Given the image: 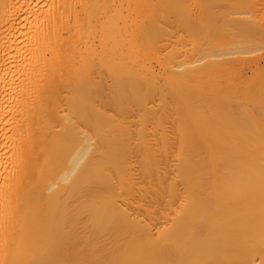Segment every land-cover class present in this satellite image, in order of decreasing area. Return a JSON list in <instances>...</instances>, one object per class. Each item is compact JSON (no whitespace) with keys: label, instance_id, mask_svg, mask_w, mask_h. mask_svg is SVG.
<instances>
[{"label":"bare ground","instance_id":"1","mask_svg":"<svg viewBox=\"0 0 264 264\" xmlns=\"http://www.w3.org/2000/svg\"><path fill=\"white\" fill-rule=\"evenodd\" d=\"M210 2L0 0V264H264V120L215 113Z\"/></svg>","mask_w":264,"mask_h":264},{"label":"rangeland","instance_id":"2","mask_svg":"<svg viewBox=\"0 0 264 264\" xmlns=\"http://www.w3.org/2000/svg\"><path fill=\"white\" fill-rule=\"evenodd\" d=\"M210 3L212 5L210 4L208 8L212 9L211 12L215 21V23H213L212 20V23L218 25L216 27L213 26V29H217V27H219V29H224L226 24L227 27L225 28L228 29L230 34L227 35L234 37H232L234 42L230 39H226L227 42L221 40L223 38H221L222 35H220V33H225V30H220L219 32L217 29L220 36H218L217 33L218 38L215 36V33L214 36L218 40V45L219 42L221 45L228 44L229 40V44L240 45L238 42L235 43V40L241 41L240 47L237 45L238 47L235 46L236 48L232 47V49H230L235 52L232 55L234 59L236 61L239 60L238 62H234V67H236L234 70L236 69L239 74H237V71H232L233 75L236 73L234 77L231 75L232 73H228L230 79H227V85H224V88L221 86L223 89H220L221 87L219 85L216 86L218 87L217 92L214 91V93H216L213 95L218 97V99L222 97L220 101L223 100V105L220 102L221 106L218 107L221 108H218L216 104L217 110L215 113H219L218 109L220 110L223 108V112L220 110L221 113L219 115L223 113V120H225L227 125H232L236 121L247 123L251 119L264 120V0H212ZM41 9H43L41 11H46L48 8L44 7ZM209 10L206 12L211 14ZM199 13L194 12V16ZM197 15L195 17H197ZM219 15H221V17L224 15L222 18L224 20H221ZM220 20L224 26L221 24V26H219ZM223 21L225 22L223 23ZM192 22V24H194V21ZM216 29L213 31L216 32ZM256 56H259V58L257 57L251 62H245L246 59L250 60ZM217 118H219L218 115ZM217 118L213 117L212 119L214 122H218L219 119Z\"/></svg>","mask_w":264,"mask_h":264}]
</instances>
